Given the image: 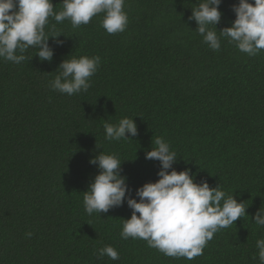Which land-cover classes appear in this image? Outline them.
Masks as SVG:
<instances>
[{
	"label": "trees",
	"instance_id": "trees-1",
	"mask_svg": "<svg viewBox=\"0 0 264 264\" xmlns=\"http://www.w3.org/2000/svg\"><path fill=\"white\" fill-rule=\"evenodd\" d=\"M201 2L125 0L128 24L114 34L102 27L103 13L75 28L49 17L50 60L37 46L17 50L25 56L19 64L0 57V264H260L264 226L254 217L264 206V50L250 56L224 37L211 49L190 19ZM238 2L221 0V20L209 28L219 35L231 26ZM53 4L62 10L63 0ZM80 56L100 57L88 90H53L63 61ZM125 117L137 135L106 139L105 123ZM158 137L177 153L174 168H190L198 183L220 186L246 207L192 260L122 239L132 215L127 200L107 213L84 207L99 172L90 159L101 152L120 159L139 199L136 189L159 179L160 162L145 158ZM107 245L119 259L98 255Z\"/></svg>",
	"mask_w": 264,
	"mask_h": 264
},
{
	"label": "clouds",
	"instance_id": "clouds-1",
	"mask_svg": "<svg viewBox=\"0 0 264 264\" xmlns=\"http://www.w3.org/2000/svg\"><path fill=\"white\" fill-rule=\"evenodd\" d=\"M220 4L221 0H202L192 10L190 19L197 22L204 42L219 50L224 37L250 56L264 50V0H239L233 5L236 19L231 26L220 29L218 35L209 25L220 22ZM124 5L125 0H63L62 10L55 12L53 0H0V57L19 64L25 56L17 55V50L23 53L28 47L37 46L40 59L50 60L53 50L47 44L49 35L45 32L49 17L58 23L69 19L75 28L103 13L102 27L109 34L124 32L128 24ZM99 62V56L63 61L51 88L68 95L87 91L89 78L97 71ZM104 128L108 140L135 137L138 132L135 120L127 117L116 124L105 123ZM153 144L155 147L146 152L145 158L160 162L159 179L136 189L139 199L130 195L127 177L121 174L122 162L115 154L101 152L92 157L90 163L97 165L99 172L85 191V210L88 214L107 213L127 200L132 215L123 221L122 239H143L149 247L169 257L192 260L203 254L214 233L247 213L246 207L234 195H226L220 186L211 187L206 180L198 183L190 168H174L177 153L163 138H156ZM254 221L264 226V206L257 211ZM256 247L259 262L264 264V239H258ZM98 255L119 259L118 251L111 245L100 248Z\"/></svg>",
	"mask_w": 264,
	"mask_h": 264
}]
</instances>
